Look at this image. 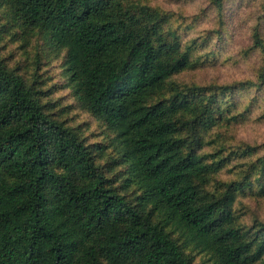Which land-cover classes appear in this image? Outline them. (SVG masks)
Returning a JSON list of instances; mask_svg holds the SVG:
<instances>
[{
  "label": "trees",
  "instance_id": "obj_1",
  "mask_svg": "<svg viewBox=\"0 0 264 264\" xmlns=\"http://www.w3.org/2000/svg\"><path fill=\"white\" fill-rule=\"evenodd\" d=\"M7 2L65 49L79 99L120 139L123 187L139 193L133 203L110 186L78 134L0 62V264H192L168 226L216 264H264V225L232 224L235 187L216 198L200 188L221 163L180 136L172 116L185 101L146 103L189 62L187 50L170 56L159 17L142 25L119 0ZM254 45L264 64L258 34Z\"/></svg>",
  "mask_w": 264,
  "mask_h": 264
},
{
  "label": "rangeland",
  "instance_id": "obj_2",
  "mask_svg": "<svg viewBox=\"0 0 264 264\" xmlns=\"http://www.w3.org/2000/svg\"><path fill=\"white\" fill-rule=\"evenodd\" d=\"M119 1L142 25L159 17L162 39L176 45L170 56L189 54L186 68L167 77L146 103L185 101L172 116L186 125L180 136L209 163H221L200 185L202 192L216 198L233 185V226L264 225V64L254 45L256 34L264 41V0H222L220 5L212 0ZM0 62L35 91L46 113L78 134L108 184L136 202L139 191L123 187L117 132L79 99L66 71L65 49L39 27L24 23L7 0H0ZM167 230L184 245L192 264H216L211 253L185 246L181 230Z\"/></svg>",
  "mask_w": 264,
  "mask_h": 264
}]
</instances>
